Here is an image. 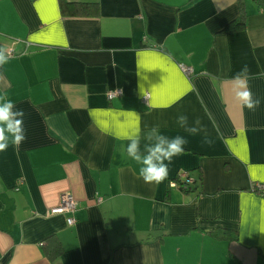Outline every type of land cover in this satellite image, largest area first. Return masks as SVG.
Returning a JSON list of instances; mask_svg holds the SVG:
<instances>
[{"label":"crops","instance_id":"obj_1","mask_svg":"<svg viewBox=\"0 0 264 264\" xmlns=\"http://www.w3.org/2000/svg\"><path fill=\"white\" fill-rule=\"evenodd\" d=\"M65 1L97 11L0 0V49L13 51L0 65V95L24 111L26 130L0 152V264H264V196L252 188L264 183V8ZM244 65L261 101L254 111L231 91ZM180 114L199 120L213 146L202 145L203 131L185 132ZM154 125L189 143L162 182L146 183L119 137ZM182 172L191 183L174 180ZM64 192L76 200L72 225L48 213Z\"/></svg>","mask_w":264,"mask_h":264},{"label":"clouds","instance_id":"obj_2","mask_svg":"<svg viewBox=\"0 0 264 264\" xmlns=\"http://www.w3.org/2000/svg\"><path fill=\"white\" fill-rule=\"evenodd\" d=\"M7 59L5 50L0 49V65H3ZM249 72L248 66L244 65L235 74L232 78L231 91L236 101L254 111L261 101L254 97L248 85ZM24 116V111L17 109L12 100L6 95H0V152L6 151L10 145L18 146L26 139ZM177 123L190 135L203 131L202 145L213 146L214 141L200 126L199 120L189 125L187 115L180 114L177 116ZM119 138L127 141V155L140 166L139 176L146 183L162 182L168 176L169 164L172 163L173 157L183 154L185 145L189 143L185 136L169 137L163 134L158 125L143 130L137 127L134 131L124 133Z\"/></svg>","mask_w":264,"mask_h":264},{"label":"built area","instance_id":"obj_3","mask_svg":"<svg viewBox=\"0 0 264 264\" xmlns=\"http://www.w3.org/2000/svg\"><path fill=\"white\" fill-rule=\"evenodd\" d=\"M6 55L11 56L13 55L12 50H8L5 52ZM180 69L186 74L189 75L192 72V68L190 66H186L184 64H179ZM121 91L119 89L110 90L107 92V97L109 99L113 98L114 96L120 95ZM149 98V93H145L142 95L141 100L147 102ZM178 179L184 181L186 184L192 182V179L189 177L187 172H182L178 174ZM253 190L256 191L258 194L264 196V183H255L252 186ZM97 200L100 201V198ZM76 209V200L73 197L72 193L64 192L61 196V200L57 206H54L48 210L49 214H65L66 215V223L68 225H72L75 223L74 218V211Z\"/></svg>","mask_w":264,"mask_h":264},{"label":"trees","instance_id":"obj_4","mask_svg":"<svg viewBox=\"0 0 264 264\" xmlns=\"http://www.w3.org/2000/svg\"><path fill=\"white\" fill-rule=\"evenodd\" d=\"M261 7L264 8V0H255ZM60 10L63 14H69V15H90L95 14L97 11L96 3L94 2H73V1H65L60 0ZM241 21L240 19H236L235 21H231L225 26V29L231 27V26H238L240 25ZM174 180L177 182H180L181 186H184L186 184L184 181L178 179V174L174 177ZM186 188V187H185ZM231 236V235H230ZM54 240H51L52 243L51 247H47L46 250L47 256L49 258H54L58 255L60 250V245L58 241L53 238Z\"/></svg>","mask_w":264,"mask_h":264}]
</instances>
